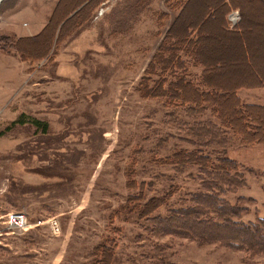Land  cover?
I'll return each instance as SVG.
<instances>
[{"label": "rangeland", "instance_id": "obj_1", "mask_svg": "<svg viewBox=\"0 0 264 264\" xmlns=\"http://www.w3.org/2000/svg\"><path fill=\"white\" fill-rule=\"evenodd\" d=\"M15 1L0 4V264H264V254L162 232L171 211L206 192L199 168L164 164L176 150L225 152L244 185L217 192L216 204L246 209L245 222L264 218V144L230 132L222 146L199 138L217 124L210 108L192 111L164 98V78H173L157 57L164 62V38L181 0H86L73 30L53 25L39 38L44 24L37 22L54 9L26 0L8 14ZM241 1L264 73V6ZM194 2L175 33L216 0ZM205 26L210 59L224 63L216 81L229 87L252 77L238 38L220 35L214 19ZM239 96L264 105V89ZM22 114L26 122L12 126ZM12 211L25 212L31 229L6 234L4 216Z\"/></svg>", "mask_w": 264, "mask_h": 264}, {"label": "trees", "instance_id": "obj_2", "mask_svg": "<svg viewBox=\"0 0 264 264\" xmlns=\"http://www.w3.org/2000/svg\"><path fill=\"white\" fill-rule=\"evenodd\" d=\"M78 1L80 0H70L71 4L68 6L70 10L61 14L60 6L65 4L66 0H59L47 24L34 38L43 36L53 25H63L62 28L67 25L71 30L73 26L79 25L83 17L80 16V20L77 21L75 18L84 9L82 6L86 0L80 4ZM194 1L181 0L180 11L164 38V47H162L164 62L161 57H157L160 58L158 63L164 67V74L169 73L173 78V80L164 78V98L169 105L189 106L192 111L210 108L217 124L209 128V131L204 130L203 133H198L199 138L205 135L212 136L211 141L222 146V140L230 132L244 143L264 144V105L242 103L237 95V86L242 85L241 82H238L237 86H229L225 89L215 88L214 85H222L216 81L215 77L217 71L224 68V63L210 59L207 45L204 46L210 36L205 35V25L214 19L219 23L220 35L238 38L240 41L243 51V68H246L248 75L252 76L248 81L259 78V74L262 73L261 68L255 63L248 34L243 27L245 11L241 4L244 3L241 0H237L241 4L236 0L211 2L207 5V12L203 14L202 19L186 23L181 33H175V28L187 9L195 3ZM258 1L264 6V0ZM18 3L19 0H16L8 11L14 9ZM80 6L81 9L78 10ZM232 10H238L242 17L241 22L233 29L229 28L227 21V16ZM21 56L25 61L24 55L21 54ZM200 67L201 74L197 72V68ZM24 116L22 114L16 122L12 123V126L25 123ZM32 123L35 126L41 124L37 120H33ZM225 154V152L224 155L220 152L206 153L201 148H197L192 151L176 150L172 156L164 159V164L199 168L206 185V192L195 194L191 199L193 205L171 211L170 215L161 222L162 232L164 235L183 237L202 245L220 244L235 250L247 251L252 255H263L264 218L256 222H245L242 220V213H245L246 209L230 206L221 200V203L216 204L217 192H222L225 187L234 189L244 185L239 165ZM162 260H159L160 264H169L167 259ZM104 264H109V261L107 260Z\"/></svg>", "mask_w": 264, "mask_h": 264}, {"label": "crops", "instance_id": "obj_3", "mask_svg": "<svg viewBox=\"0 0 264 264\" xmlns=\"http://www.w3.org/2000/svg\"><path fill=\"white\" fill-rule=\"evenodd\" d=\"M25 1L26 0H19V3L15 6V8L14 9H12V10H10V12L8 13V14H11L12 12H15L17 9H19V8H21L22 6H23V4L25 3ZM27 1H29V4L32 6V4L36 1V0H27ZM42 2H44L45 4H48V9H50V10H53V9H55V7H56V5H57V3H58V1L59 0H41ZM31 6H28V8H26V9H32L33 7H31ZM31 11V13L33 14V16H35L36 18L35 19H37V16L35 15V13L32 11V10H30ZM3 19V18H2ZM48 20V19H47ZM21 22V23H20ZM22 22L23 21H19V23H18V26H17V30H16V32L17 33H19L20 31H22L21 30V24H22ZM47 22L48 21H42V20H40V21H38L37 23L38 24H44L41 28H40V31L43 29V27L47 24ZM28 26H29V29H30V23H28ZM32 29H30V31H31ZM32 32H34V31H32ZM21 33V32H20ZM34 36V35H33ZM28 37H30V36H28ZM32 37V36H31ZM197 72L199 73V74H201V72H202V69H201V67L200 68H197ZM256 75V74H255ZM259 78L258 79H254V80H250V81H248V79H246V80H241V83L240 84H242V85H239V86H237L238 87V91H237V95L239 96V92L240 91H242V90H247V91H254V90H263L264 89V73H260L259 74V76H258ZM255 81V82H254ZM214 87L215 88H219V89H225V88H227V87H225V86H223V85H214ZM239 98H240V96H239ZM240 100H241V98H240ZM241 102H242V100H241ZM243 103V102H242ZM244 104H255V103H244ZM5 223V222H4ZM5 226H6V224H5ZM6 229H7V232L5 231V233L6 234H9V232H8V228H7V226H6ZM31 229V228H30ZM29 230V229H28ZM2 232L3 231H0V236L2 235ZM0 250H5L4 248H1Z\"/></svg>", "mask_w": 264, "mask_h": 264}, {"label": "built area", "instance_id": "obj_4", "mask_svg": "<svg viewBox=\"0 0 264 264\" xmlns=\"http://www.w3.org/2000/svg\"><path fill=\"white\" fill-rule=\"evenodd\" d=\"M242 17L238 10H232L227 16L228 26L233 29L241 22ZM5 224L9 230L27 231L31 224L29 218L25 212L12 211L7 213L5 216ZM52 229L59 231V227L55 220L48 222Z\"/></svg>", "mask_w": 264, "mask_h": 264}, {"label": "water", "instance_id": "obj_5", "mask_svg": "<svg viewBox=\"0 0 264 264\" xmlns=\"http://www.w3.org/2000/svg\"><path fill=\"white\" fill-rule=\"evenodd\" d=\"M3 1V0H0V2Z\"/></svg>", "mask_w": 264, "mask_h": 264}, {"label": "bare ground", "instance_id": "obj_6", "mask_svg": "<svg viewBox=\"0 0 264 264\" xmlns=\"http://www.w3.org/2000/svg\"><path fill=\"white\" fill-rule=\"evenodd\" d=\"M237 86V85H236Z\"/></svg>", "mask_w": 264, "mask_h": 264}]
</instances>
